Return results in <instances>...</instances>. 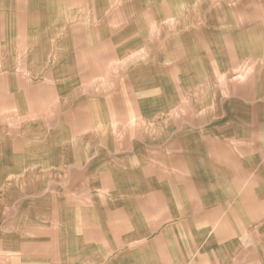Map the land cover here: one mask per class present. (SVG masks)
<instances>
[{
	"label": "crops",
	"instance_id": "crops-1",
	"mask_svg": "<svg viewBox=\"0 0 264 264\" xmlns=\"http://www.w3.org/2000/svg\"><path fill=\"white\" fill-rule=\"evenodd\" d=\"M0 264H264V0H0Z\"/></svg>",
	"mask_w": 264,
	"mask_h": 264
}]
</instances>
